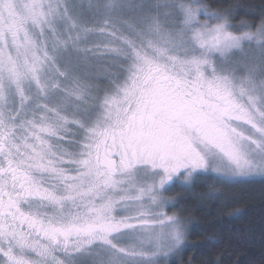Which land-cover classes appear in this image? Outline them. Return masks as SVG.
Segmentation results:
<instances>
[{
  "label": "snow or ice",
  "instance_id": "6c2138e0",
  "mask_svg": "<svg viewBox=\"0 0 264 264\" xmlns=\"http://www.w3.org/2000/svg\"><path fill=\"white\" fill-rule=\"evenodd\" d=\"M234 13L0 0V264H162L173 185L264 177V15Z\"/></svg>",
  "mask_w": 264,
  "mask_h": 264
},
{
  "label": "trees",
  "instance_id": "16d2710c",
  "mask_svg": "<svg viewBox=\"0 0 264 264\" xmlns=\"http://www.w3.org/2000/svg\"><path fill=\"white\" fill-rule=\"evenodd\" d=\"M210 11L235 9L233 25L259 23L264 0H188ZM210 178H201L185 191L179 184L165 195L178 203L169 214H179L188 225L187 242L163 264H264V178L216 182L215 197L202 200L210 191ZM241 209L239 216H230ZM212 241H215L214 243Z\"/></svg>",
  "mask_w": 264,
  "mask_h": 264
},
{
  "label": "rangeland",
  "instance_id": "374dc122",
  "mask_svg": "<svg viewBox=\"0 0 264 264\" xmlns=\"http://www.w3.org/2000/svg\"><path fill=\"white\" fill-rule=\"evenodd\" d=\"M203 19H204V17L201 16V20H203ZM249 54H252V53H249ZM261 178H264V177H259V176H257V177H251V178H248V179H243V180L248 181V180H251V179H261ZM237 181H242V180L229 181V182H237ZM177 184H179V182H177ZM168 214H169V212H168ZM169 215H171V214H169ZM170 256H171V255H170ZM170 256L164 258L163 261H162V264H163L164 262H166V261L170 258Z\"/></svg>",
  "mask_w": 264,
  "mask_h": 264
}]
</instances>
